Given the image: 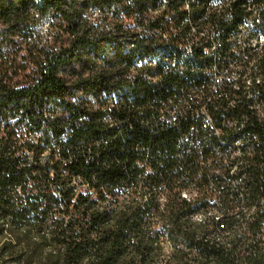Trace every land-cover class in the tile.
Here are the masks:
<instances>
[{"label": "trees", "instance_id": "trees-1", "mask_svg": "<svg viewBox=\"0 0 264 264\" xmlns=\"http://www.w3.org/2000/svg\"><path fill=\"white\" fill-rule=\"evenodd\" d=\"M162 4L0 0V260L264 264L262 214L245 230L230 219L197 223L196 206L174 194L159 206L153 181L129 189L134 146L156 141L137 111L181 81L145 78L146 63L173 50L132 26L183 19V0Z\"/></svg>", "mask_w": 264, "mask_h": 264}, {"label": "built area", "instance_id": "built-area-1", "mask_svg": "<svg viewBox=\"0 0 264 264\" xmlns=\"http://www.w3.org/2000/svg\"><path fill=\"white\" fill-rule=\"evenodd\" d=\"M163 4L167 0H160ZM209 5L226 8V15L206 16ZM153 20L157 13H152ZM197 33L189 34L188 19L178 23V29H167L163 25L147 28L148 21L132 26L137 32L155 33L160 39H168L169 47L181 50V57L199 59V67L188 68L179 65V57L170 55V60L146 63L153 71L154 64H162V75L187 73V80L176 84L174 91L148 100L138 109L139 123L150 132L159 128H168L165 139L152 144L134 146L132 160L135 176L130 180L129 189L149 187L153 181L155 200L162 204L170 186L179 185L198 187V194L191 200H184L196 209H205L216 200L225 203V214L216 217L215 222L222 225L230 219V213L242 211L234 207L236 197H242V191L253 195V204L257 205V215L262 214L260 246L264 242V114H250V107H264V86L241 88L242 72L247 71L250 63L258 58L256 49H264V0H208L204 7L195 6ZM235 18H243V25H235ZM172 35L181 36V44L172 43ZM131 68L129 75H133ZM145 78H147V73ZM256 99H263V106H256ZM114 109V107H112ZM245 109L239 138H249V167L246 171L236 168L233 176L224 175L225 165L220 158L228 151H235V161L241 158L236 140L231 147L218 148L209 144V137L223 133L226 123H233V112ZM118 113V112H116ZM113 119L114 124L128 122V119ZM233 179L232 188H224V180ZM150 197L144 193V200ZM182 200V199H181ZM242 222V220H234ZM250 222V221H249ZM249 222H243V230ZM220 237L215 238L219 240Z\"/></svg>", "mask_w": 264, "mask_h": 264}, {"label": "bare ground", "instance_id": "bare-ground-1", "mask_svg": "<svg viewBox=\"0 0 264 264\" xmlns=\"http://www.w3.org/2000/svg\"><path fill=\"white\" fill-rule=\"evenodd\" d=\"M208 0H183V9L185 15L182 20L188 19L189 34L197 33V16L194 15L195 6L204 7ZM195 2V4H193ZM162 8L165 6L162 5ZM226 15V8H220L219 5H209L206 8V16ZM235 25H243V18H235ZM171 29H178V24L171 26ZM161 44L173 50L174 57H179V65L181 67L196 68L199 67V59L181 57V50H175L169 47L168 39H160ZM173 44H181L180 35H172ZM167 54V53H166ZM256 56L250 63L247 71L242 72L241 88H257L264 86V49H256ZM159 60H170V55H159L151 59L147 63H155ZM162 64H154L152 73H147V79L155 81V74H160ZM180 82L187 80V73H180ZM174 91V87L167 93ZM256 106H263V99H256ZM118 112V109H116ZM250 114H264V107H250ZM245 117V109H237L233 112V123H226L223 127V133H218L217 136L209 137V144L216 145L218 148L231 147L232 140H236V147L240 148L241 158L235 161V151L226 152L220 158V165H225L224 175L233 176L236 168L238 171H246L249 167L250 155V140L249 138H239V131H234V128H241L242 118ZM110 125H115L113 119H106ZM155 140L165 139L168 135V128H159L158 132H150ZM152 137V136H151ZM233 179L224 180V188H232ZM170 192L178 193V198L182 200H191L198 194V187H186L179 190V185L170 186ZM165 194V201L167 199ZM244 201V209L242 211H234L230 213V220H242L236 222L233 227L237 226L243 230V222L251 221V218L257 213V205L253 204V195L249 191H242V197H236L234 207H241ZM225 214V203L223 200H216L213 205H209L205 209H196L189 215V219L197 223H205L209 220H215L216 217H223ZM222 227V225H220Z\"/></svg>", "mask_w": 264, "mask_h": 264}, {"label": "rangeland", "instance_id": "rangeland-1", "mask_svg": "<svg viewBox=\"0 0 264 264\" xmlns=\"http://www.w3.org/2000/svg\"><path fill=\"white\" fill-rule=\"evenodd\" d=\"M45 26H46L45 23H42V24L39 26V30H40L42 33L45 32ZM164 245H167V243H165ZM3 260H4V259H1V260H0V264H15L14 262H4Z\"/></svg>", "mask_w": 264, "mask_h": 264}]
</instances>
